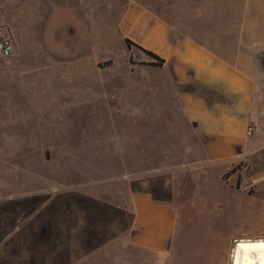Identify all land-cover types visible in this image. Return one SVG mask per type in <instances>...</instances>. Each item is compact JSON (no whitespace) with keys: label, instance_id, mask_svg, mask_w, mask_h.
<instances>
[{"label":"rangeland","instance_id":"1","mask_svg":"<svg viewBox=\"0 0 264 264\" xmlns=\"http://www.w3.org/2000/svg\"><path fill=\"white\" fill-rule=\"evenodd\" d=\"M58 1L82 17L0 7L17 48L0 57V264H231L264 238V138L208 157L177 75L141 45L258 62L264 0Z\"/></svg>","mask_w":264,"mask_h":264},{"label":"crops","instance_id":"2","mask_svg":"<svg viewBox=\"0 0 264 264\" xmlns=\"http://www.w3.org/2000/svg\"><path fill=\"white\" fill-rule=\"evenodd\" d=\"M7 1L14 3V0H0V7L3 5L7 8ZM38 2L49 8L45 16L47 22L53 15L62 18L68 13L72 19L82 17L74 5L67 6L58 0ZM1 21L7 23L2 14ZM159 21L153 23L161 25L163 22ZM68 27L72 26L68 24ZM69 31L74 32V29ZM249 33L252 35L251 30ZM60 43L57 42L58 45ZM61 44L65 45L64 42ZM13 45L17 50L16 44ZM144 45L148 46V43ZM141 46L149 51L154 49ZM259 50L262 55L259 57L257 54L258 62L237 58L229 60L216 49L196 39H187L177 46L165 44L157 53L152 52L163 60L162 68L177 75V84L181 87L179 95L188 124L195 135L205 141L207 156L214 161H232L240 157L237 150L243 148L244 152L245 146L249 144L238 140L247 137L245 132L249 124L253 125L254 130H260V133L264 129V76L261 66L264 48ZM146 72L145 68L140 70L142 75ZM145 84H148L146 80Z\"/></svg>","mask_w":264,"mask_h":264},{"label":"clouds","instance_id":"3","mask_svg":"<svg viewBox=\"0 0 264 264\" xmlns=\"http://www.w3.org/2000/svg\"><path fill=\"white\" fill-rule=\"evenodd\" d=\"M233 259L238 264H264V238L258 240H241L233 250Z\"/></svg>","mask_w":264,"mask_h":264},{"label":"built area","instance_id":"4","mask_svg":"<svg viewBox=\"0 0 264 264\" xmlns=\"http://www.w3.org/2000/svg\"><path fill=\"white\" fill-rule=\"evenodd\" d=\"M14 50L13 43L8 35V31L5 27H0V57L7 58L9 57ZM254 127L252 124H249L246 128V136H251L253 134ZM261 136L264 138V129L261 130Z\"/></svg>","mask_w":264,"mask_h":264},{"label":"trees","instance_id":"5","mask_svg":"<svg viewBox=\"0 0 264 264\" xmlns=\"http://www.w3.org/2000/svg\"><path fill=\"white\" fill-rule=\"evenodd\" d=\"M128 44H130V42L128 40H126ZM145 53L151 57H153L156 60V64H154L155 66H161L163 64V60L158 58L156 55L152 54L149 51H145Z\"/></svg>","mask_w":264,"mask_h":264},{"label":"bare ground","instance_id":"6","mask_svg":"<svg viewBox=\"0 0 264 264\" xmlns=\"http://www.w3.org/2000/svg\"><path fill=\"white\" fill-rule=\"evenodd\" d=\"M258 239H260V238H258ZM258 239H239L238 241H236L235 243H234V246H233V248H232V257H233V250L239 245V243L241 242V240H253V241H255V240H258ZM231 257V258H232ZM232 260V262H231V264H238V261L236 260V259H231Z\"/></svg>","mask_w":264,"mask_h":264},{"label":"flooded vegetation","instance_id":"7","mask_svg":"<svg viewBox=\"0 0 264 264\" xmlns=\"http://www.w3.org/2000/svg\"><path fill=\"white\" fill-rule=\"evenodd\" d=\"M261 66H262V69H263V71H264V56H262Z\"/></svg>","mask_w":264,"mask_h":264},{"label":"water","instance_id":"8","mask_svg":"<svg viewBox=\"0 0 264 264\" xmlns=\"http://www.w3.org/2000/svg\"><path fill=\"white\" fill-rule=\"evenodd\" d=\"M263 76H264V71H263Z\"/></svg>","mask_w":264,"mask_h":264}]
</instances>
